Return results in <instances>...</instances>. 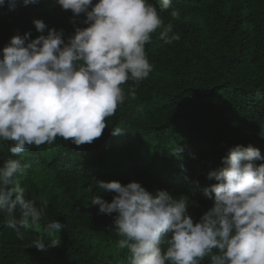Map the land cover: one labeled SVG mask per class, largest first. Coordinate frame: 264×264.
I'll return each instance as SVG.
<instances>
[{
	"label": "trees",
	"instance_id": "1",
	"mask_svg": "<svg viewBox=\"0 0 264 264\" xmlns=\"http://www.w3.org/2000/svg\"><path fill=\"white\" fill-rule=\"evenodd\" d=\"M149 2L160 10V0ZM172 6L180 10L179 20L171 9L160 15L180 40L168 45L159 38L162 29L152 34L145 45L152 71L122 85L125 100L106 118L99 138L77 146L57 137L52 144L27 146L22 157L9 152L13 142L0 141V167L20 159L26 198H35L38 207L48 202L41 227L21 229L23 239L0 212V264H128V250L117 247L116 213L102 214L91 205L94 195L110 202L114 193L100 191L93 178L136 181L153 194L167 190L186 197L196 222L212 205L203 189L216 181L207 173L223 166L230 147L251 144L264 156V0H172ZM34 19L45 23L43 33ZM83 19L81 13L73 22L71 10L56 0L15 10L2 6L0 49L17 33L32 39L49 28L62 29L67 42L76 27H86ZM115 128L121 134L112 135ZM53 219L64 228L49 234L45 226ZM41 238L60 244L47 251L31 246ZM200 264H210V257Z\"/></svg>",
	"mask_w": 264,
	"mask_h": 264
},
{
	"label": "clouds",
	"instance_id": "2",
	"mask_svg": "<svg viewBox=\"0 0 264 264\" xmlns=\"http://www.w3.org/2000/svg\"><path fill=\"white\" fill-rule=\"evenodd\" d=\"M75 17L84 14L86 27H76L62 38L63 30L49 28L47 34L29 39L17 33L0 49V141H11L8 150L22 157L27 146L52 144L57 137L79 146L91 144L124 102L122 85L138 82L152 71L145 45L157 29L164 44L179 41L174 25L160 15L171 9L172 0H160V10L149 0H56ZM38 0H0V7L15 10ZM43 33L45 23L34 19ZM134 95V92H132ZM121 128L111 130L121 134ZM264 161L258 148L236 144L222 157L223 166L210 170L216 183L203 189L212 205L194 222L186 197L177 199L167 190L155 194L139 182L92 179L100 191L114 193L111 201L99 194L91 199L102 214L116 213L113 223L119 249H127L128 264H264ZM26 165L9 159L0 167V212L17 238L41 227L48 202L26 198L19 177ZM92 191V187H89ZM19 212V218L15 215ZM63 223L51 220L45 232L58 233ZM59 239L42 238L31 246L47 251ZM166 246V247H164ZM213 249L216 252H213Z\"/></svg>",
	"mask_w": 264,
	"mask_h": 264
}]
</instances>
